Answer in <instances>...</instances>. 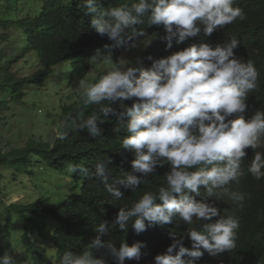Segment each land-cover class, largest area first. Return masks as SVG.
Here are the masks:
<instances>
[{"label":"clouds","instance_id":"1","mask_svg":"<svg viewBox=\"0 0 264 264\" xmlns=\"http://www.w3.org/2000/svg\"><path fill=\"white\" fill-rule=\"evenodd\" d=\"M84 2L93 16L91 27L117 46L127 45L129 50L138 48L140 43L147 45L149 37L154 40V36H149L136 42L135 38L146 36L144 29L137 27L145 20L149 25L165 27L163 39L166 50H170L174 43L182 44L201 31L211 36L218 29L247 18L241 7H234L236 0H138L130 6L123 4L107 10L98 8L96 0ZM238 46L236 38L214 47L208 43L192 44L164 58L149 57L150 67L132 66L124 59L113 63L110 56L96 51L92 60L111 63V68L93 83L80 81L78 88L84 98L68 107L77 111L86 98L87 103L97 107L88 116H80L79 122L74 121L73 128L97 136L101 131L99 124L110 115L121 120V127L128 133L121 147L132 151L134 159L133 171L111 183L101 162L97 163L95 175L103 181L106 192L120 200L124 195L121 188L137 193L142 184L150 183L147 177L155 174L158 166L167 164L170 170L164 174L158 191H145L131 206L121 207L111 224L107 220L97 224L98 235L91 243L79 254L65 251L59 264H108L106 257L118 264L140 261L144 242L131 246L121 242L117 246L111 234L117 230L127 233L130 224L139 234L156 225L171 224L173 219L191 226L195 220L212 221L219 217L200 230L189 228L185 235L192 241L191 248L184 246L183 238H176V232H171L174 242L163 254L155 256L154 264H196L204 254L201 249L214 256L236 249L239 218L227 211L221 215L220 209L196 197L202 195L201 186L208 196H217V190L222 189L226 202L243 208L250 197L227 186L233 182L239 185L245 176L242 162L248 148L255 155L247 173L257 181L264 179V152L257 151L264 148V110H257L249 119L242 115L248 108L249 92L258 86L260 73L251 60L235 56ZM91 62L83 77L78 76L74 66L75 77L84 79ZM137 63L142 64L141 59ZM128 100L133 101L131 106L124 103ZM116 102L119 110L112 107ZM234 114L241 115L231 118ZM67 172L90 175L87 167L72 163L67 165ZM104 236L109 239H102ZM101 250L100 256L93 254ZM0 264L16 261L6 252L0 257Z\"/></svg>","mask_w":264,"mask_h":264},{"label":"trees","instance_id":"2","mask_svg":"<svg viewBox=\"0 0 264 264\" xmlns=\"http://www.w3.org/2000/svg\"><path fill=\"white\" fill-rule=\"evenodd\" d=\"M135 2L138 0H96L98 8L104 10L123 4L130 6ZM236 6L244 10L247 17L244 21L237 20L211 36L201 31L197 37L189 38L182 44L174 43L170 50H166V41L163 39L165 27L149 25L145 20L137 27L143 28L146 36L135 38L136 42L149 36H154V40L142 55V64L137 67H150L152 60L149 57L164 58L192 44L208 43L214 47L236 38L239 46L234 50L235 56L244 61L251 60L260 73L258 86L249 92L248 108L242 115L249 119L257 110H264V0H236ZM92 17L84 0H71L70 3L68 0H0V112L9 110L13 104H22L28 89L44 84L61 63L71 62L78 76L83 77L98 49L112 55L114 59L127 49L125 44L117 46L107 36H100L91 27ZM197 24L200 26L199 21ZM29 56L36 60L38 68L29 75H21L14 70V64L17 59ZM5 97H8L7 100ZM132 102L124 101L129 106ZM96 107L87 103V98L77 111L72 112L68 107V120L53 143L31 139L23 148H13L7 153L0 150V195L5 174L9 172L14 180L21 173L34 177L37 167L42 171L67 172V165L72 163L89 169L88 176H82L79 172L73 174L78 178L76 183L80 184L79 193L64 199L60 204L41 197L33 202L20 201L6 205L7 211L1 220L7 223V229L14 223L15 216L22 222L21 242L27 253L34 256L35 264H59L65 251L76 254L82 252L98 235L95 231L97 224L105 220L111 224L121 207L131 206L145 191H158L164 183V174L170 170L167 164L158 166L156 173L147 177L150 183L142 184L137 193L121 188L124 195L120 200L108 194L103 181L95 175L97 163L104 164L111 183L123 173L133 171L131 162L134 153L121 147V141L128 133L121 127L122 121L111 115L99 124L101 131L97 136L73 128L74 121L79 122L80 116H88ZM112 107L119 110V102L113 103ZM237 115L241 114H234L231 118ZM245 151L247 156L242 162L245 176L239 185L233 182L227 186L250 197L244 201L243 208L226 202L222 189L217 190L218 197L208 196L201 186L202 195L196 197L198 201L220 209L221 215L227 211L239 218L237 247L215 256L201 249L204 254L196 264H262L264 261V179L257 181L247 173L255 151L251 148ZM257 151L264 152V148ZM218 218L214 217L212 221L194 218L195 223L191 226L173 219L171 224L156 225L139 234L130 224L127 233L117 230L111 234V238L115 239L117 246L121 242L129 246L136 242L146 244L141 249L143 255L140 261L126 260L125 264H154L155 256L163 254L174 242L170 237L171 232H176V238H183L184 246L191 248L192 241L185 235L189 228L200 230L205 223ZM36 236L41 243L37 242ZM102 239L107 240L109 237L104 236ZM102 252L94 251L93 254L98 257ZM5 253V249L0 246V257ZM106 259L108 264H118L110 257ZM185 259L188 257L185 256Z\"/></svg>","mask_w":264,"mask_h":264},{"label":"rangeland","instance_id":"3","mask_svg":"<svg viewBox=\"0 0 264 264\" xmlns=\"http://www.w3.org/2000/svg\"><path fill=\"white\" fill-rule=\"evenodd\" d=\"M149 38L151 40L147 45L140 43L138 48L123 51L117 61L112 55H103L110 56L113 63L124 59L132 66H137V59H141L153 40L152 37ZM17 60L14 70L21 75H29L38 68L32 56ZM110 68L111 63H98L93 59L87 76L79 79L75 77L72 64L62 63L56 66L44 84L28 89L22 104H13L9 110L0 112V150L7 153L13 148H23L31 139L53 143L67 121L64 107L76 102L79 104V100L84 98L78 88L80 81L93 83ZM7 98L5 97L6 100ZM11 174H5L0 195V246L12 255L16 264H35L34 256L27 253L21 242L22 222L15 216L14 223L7 229V223L1 220L7 211L6 205L20 201L33 202L41 197L50 198L51 203L60 204L71 195L78 194L80 184L76 183L78 178L73 174L50 169L42 171L38 167L35 168L32 178L21 173L13 180ZM36 239L38 243L42 242L37 236Z\"/></svg>","mask_w":264,"mask_h":264}]
</instances>
